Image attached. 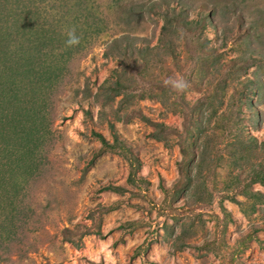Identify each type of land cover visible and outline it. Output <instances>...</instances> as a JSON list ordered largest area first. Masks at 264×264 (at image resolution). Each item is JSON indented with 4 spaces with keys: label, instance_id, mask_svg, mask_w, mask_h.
I'll return each mask as SVG.
<instances>
[{
    "label": "rangeland",
    "instance_id": "obj_1",
    "mask_svg": "<svg viewBox=\"0 0 264 264\" xmlns=\"http://www.w3.org/2000/svg\"><path fill=\"white\" fill-rule=\"evenodd\" d=\"M0 264H264V0H0Z\"/></svg>",
    "mask_w": 264,
    "mask_h": 264
},
{
    "label": "clouds",
    "instance_id": "obj_2",
    "mask_svg": "<svg viewBox=\"0 0 264 264\" xmlns=\"http://www.w3.org/2000/svg\"><path fill=\"white\" fill-rule=\"evenodd\" d=\"M67 35H68V38L65 41L67 46L72 47V46H76L80 44L81 38L80 36L76 34L75 28L70 29ZM165 84L170 85L176 91H183L188 86L187 82L183 80V78H179L176 80L169 79L165 81Z\"/></svg>",
    "mask_w": 264,
    "mask_h": 264
},
{
    "label": "trees",
    "instance_id": "obj_3",
    "mask_svg": "<svg viewBox=\"0 0 264 264\" xmlns=\"http://www.w3.org/2000/svg\"><path fill=\"white\" fill-rule=\"evenodd\" d=\"M25 67H28L27 65H25ZM24 72H25V74H30V71H29V69L27 68H24ZM257 181H260V180H253L252 181V184H255V183H259V182H257ZM263 183V182H262ZM246 196H248V197H251V198H258V197H263L262 196V194H260V192L258 193V192H251L250 194H246Z\"/></svg>",
    "mask_w": 264,
    "mask_h": 264
}]
</instances>
